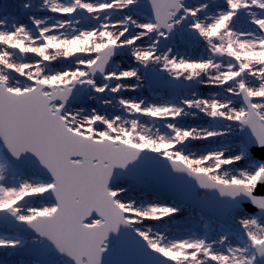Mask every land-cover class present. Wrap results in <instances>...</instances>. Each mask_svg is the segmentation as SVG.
<instances>
[{"label": "snow or ice", "instance_id": "obj_1", "mask_svg": "<svg viewBox=\"0 0 264 264\" xmlns=\"http://www.w3.org/2000/svg\"><path fill=\"white\" fill-rule=\"evenodd\" d=\"M0 264H264V0L0 5Z\"/></svg>", "mask_w": 264, "mask_h": 264}, {"label": "rangeland", "instance_id": "obj_2", "mask_svg": "<svg viewBox=\"0 0 264 264\" xmlns=\"http://www.w3.org/2000/svg\"><path fill=\"white\" fill-rule=\"evenodd\" d=\"M14 0H0V5L13 3Z\"/></svg>", "mask_w": 264, "mask_h": 264}]
</instances>
